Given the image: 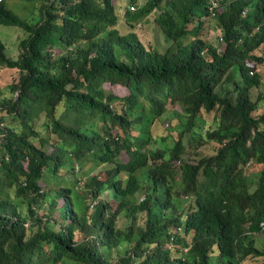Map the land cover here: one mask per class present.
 <instances>
[{
    "label": "trees",
    "instance_id": "obj_1",
    "mask_svg": "<svg viewBox=\"0 0 264 264\" xmlns=\"http://www.w3.org/2000/svg\"><path fill=\"white\" fill-rule=\"evenodd\" d=\"M7 1L0 264H264V0ZM149 15L162 51L135 34Z\"/></svg>",
    "mask_w": 264,
    "mask_h": 264
},
{
    "label": "rangeland",
    "instance_id": "obj_2",
    "mask_svg": "<svg viewBox=\"0 0 264 264\" xmlns=\"http://www.w3.org/2000/svg\"><path fill=\"white\" fill-rule=\"evenodd\" d=\"M7 4L21 7L22 4L19 0H8ZM122 4V3H120ZM141 4V3H139ZM123 7V6H122ZM22 12L21 8L19 10ZM152 15H149L148 17H145L142 21L138 22L136 25L137 28L135 30V34L137 35L138 40L144 45L147 46L150 44L151 46H155L156 49L158 50H164L168 43L165 41L163 34L161 31L155 26L153 20H152ZM25 36V33L13 26H5L0 24V38L5 44V51L8 57L14 59L17 57L19 53V41ZM207 40L211 41V43H216V41H219L218 34L216 35L215 32L210 31L207 34ZM258 71L261 73L264 79V65L260 68H258ZM12 71L7 69V68H0V86L5 85L10 81V75ZM124 93L123 91H121ZM251 96L254 99L258 93L264 92V84H261L258 87H253L250 89ZM177 108H169V110L164 113L161 116V120L159 123L158 120L152 125L154 126L153 128L151 127V134L154 138L155 142H152L149 144L148 147L152 148V150L158 149L160 146L163 145L161 142V137L162 138H167V143L171 139H174L177 136L176 130H174L173 125L176 123V120L174 118V111ZM206 119L210 120L211 115H205ZM190 134L186 133L183 137V144L186 148V152L184 155V160L187 161H192L195 157V155L192 153L193 150V140L189 139ZM217 144L216 143H208L204 147L200 149V152L203 154H210L212 151H214V148ZM125 159V158H123ZM112 164L105 163L101 165H97L95 167H92L89 170V175H95L98 174L99 176L103 177V171L106 168L112 167ZM125 174H121L122 177H124ZM136 201H140L143 199V193L139 191L135 195ZM261 238V236H259ZM123 249V248H122ZM247 264H254L248 262Z\"/></svg>",
    "mask_w": 264,
    "mask_h": 264
},
{
    "label": "clouds",
    "instance_id": "obj_3",
    "mask_svg": "<svg viewBox=\"0 0 264 264\" xmlns=\"http://www.w3.org/2000/svg\"><path fill=\"white\" fill-rule=\"evenodd\" d=\"M262 223H264V220L260 222V227H264V226L261 225Z\"/></svg>",
    "mask_w": 264,
    "mask_h": 264
},
{
    "label": "built area",
    "instance_id": "obj_4",
    "mask_svg": "<svg viewBox=\"0 0 264 264\" xmlns=\"http://www.w3.org/2000/svg\"><path fill=\"white\" fill-rule=\"evenodd\" d=\"M261 225L264 226V223H262Z\"/></svg>",
    "mask_w": 264,
    "mask_h": 264
}]
</instances>
